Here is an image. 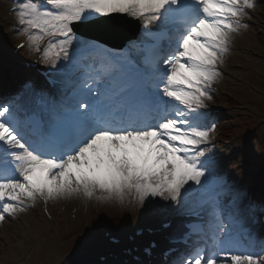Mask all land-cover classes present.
I'll return each mask as SVG.
<instances>
[{
	"label": "snow or ice",
	"instance_id": "snow-or-ice-1",
	"mask_svg": "<svg viewBox=\"0 0 264 264\" xmlns=\"http://www.w3.org/2000/svg\"><path fill=\"white\" fill-rule=\"evenodd\" d=\"M257 7L16 0L23 42L5 45L20 71L18 87L0 92V222L40 200L95 198L158 223L159 255L156 242L140 245L142 264H264V164L256 196L227 171L208 111L232 37ZM122 22H135L136 37L108 46ZM21 51L37 58L27 68L42 84ZM112 231L101 221L80 244L98 247Z\"/></svg>",
	"mask_w": 264,
	"mask_h": 264
},
{
	"label": "rangeland",
	"instance_id": "rangeland-1",
	"mask_svg": "<svg viewBox=\"0 0 264 264\" xmlns=\"http://www.w3.org/2000/svg\"><path fill=\"white\" fill-rule=\"evenodd\" d=\"M257 11L260 14L261 9H257ZM256 40V30L247 32L244 28H241L238 33L233 35L231 45H234L232 47L235 48L239 46L240 53L230 56L226 54L225 57H230L231 64L246 65L244 71L234 70L235 76L242 77V75L256 73L264 77V61L255 57L249 48V46H259ZM260 51L264 55V48ZM228 68L231 69V65ZM248 70L249 72L245 73ZM251 79L256 80L253 76H251ZM226 83L229 86L232 84L227 81ZM232 85L234 86L231 87H236L235 84ZM259 86H264V84ZM258 89L264 92V87H258ZM260 95L258 100L257 97L255 100L248 98L251 106L247 107L248 110L244 113H241L245 111L243 105L249 102L245 103V100H242L243 104L236 102L239 107L234 105L235 108L233 110L235 111L233 115L235 116L230 119L231 125L234 124L233 128H236L235 134L225 136V139L233 137L232 145L228 147V151L231 153L236 150V146L238 147L236 144L240 138L256 132L253 137V145L250 146V150L247 149L249 155H254V157L251 160L236 157L234 160L238 162H234L231 165L233 170L229 172L235 171L234 175L240 179L239 183L247 179L248 171L253 170V174H255L261 169V165L264 164V94L260 93ZM215 99L223 98L216 94L213 100L215 101ZM219 101L220 103L223 102L222 100ZM230 102L235 101L232 100ZM230 110L232 109L227 107V113H230ZM236 118L240 122L236 121ZM253 149L255 150L253 151ZM247 150L245 149L244 151ZM244 160H247L246 164ZM77 199L52 201L55 207L54 209L50 207L49 210L53 211V216L57 222L56 225L49 224L47 218L43 215V209L38 206V201L36 202L37 205L35 203V206L39 208L37 211L34 212L28 208L24 212H18L15 217L6 218L3 222H0V264H60L71 252L74 238L77 239L79 237L77 231L71 235V230L77 227L83 228L86 222L88 206H77L75 201ZM81 199L83 202L86 200L84 198ZM99 203L103 208L104 215L103 213L99 215L97 208L100 206H97L92 217L94 220L96 218L105 219L106 217H111L112 220L122 218V223L128 224L139 222V220L143 223L154 221L144 215L141 209L137 211L135 208L113 203Z\"/></svg>",
	"mask_w": 264,
	"mask_h": 264
}]
</instances>
